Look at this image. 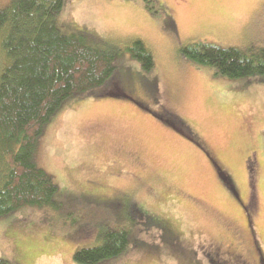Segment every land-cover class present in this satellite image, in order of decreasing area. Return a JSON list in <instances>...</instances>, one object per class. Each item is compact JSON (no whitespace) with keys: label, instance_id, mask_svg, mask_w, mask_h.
<instances>
[{"label":"rangeland","instance_id":"374dc122","mask_svg":"<svg viewBox=\"0 0 264 264\" xmlns=\"http://www.w3.org/2000/svg\"><path fill=\"white\" fill-rule=\"evenodd\" d=\"M57 22L110 39V50L140 39L154 67L121 53L131 73L122 65L117 81L129 98L99 96L100 86L60 106L35 155L58 206L0 218V260L76 264L77 249L125 231V251L101 264H235L238 254L264 264V76L230 80L180 53L200 42L264 48V0H65ZM153 80L165 114L141 82ZM213 162L241 203L254 199L251 234Z\"/></svg>","mask_w":264,"mask_h":264},{"label":"trees","instance_id":"16d2710c","mask_svg":"<svg viewBox=\"0 0 264 264\" xmlns=\"http://www.w3.org/2000/svg\"><path fill=\"white\" fill-rule=\"evenodd\" d=\"M64 3L10 0L0 10V218L25 206L57 208L58 186L37 166L35 155L46 125L67 99L87 95L100 86L105 90L99 96L129 98L117 81L122 65L125 74L131 73L127 58L119 57L121 53L136 60L145 72L154 67L152 55L140 39L122 50H110L103 44L110 39L100 34L85 29L62 32L57 16ZM180 53L185 60L210 67L215 75L230 80L264 76V48L245 52L200 42L182 47ZM141 82L154 104L159 103L156 81ZM157 108L165 114L163 107ZM153 224L163 234L164 229ZM127 246L125 231H108L100 244L77 249L73 261L101 264L118 258ZM0 264L9 263L0 260Z\"/></svg>","mask_w":264,"mask_h":264},{"label":"flooded vegetation","instance_id":"af4514ba","mask_svg":"<svg viewBox=\"0 0 264 264\" xmlns=\"http://www.w3.org/2000/svg\"><path fill=\"white\" fill-rule=\"evenodd\" d=\"M206 156H208V155L206 154ZM213 166H214V169H215V173H217L221 177V179H223V177L221 176V174L218 172L217 165L214 162H213ZM227 187H228L227 189L229 190V192L231 193V195L233 197H235L239 201V204L238 205L240 206V208L245 212L246 226H247V229H248L249 233L251 234V227H250V220H249L248 210H253V207H254V199L252 198L250 200V202L248 200H246L245 203H241V201H240L237 193L235 192V190L233 188H231L229 185ZM251 240H252V238H251ZM250 246L253 248V251H254L253 241L251 242V245ZM257 251H258V249H257ZM241 258H242V256H240L239 254L238 255H235V259H233L234 262H235V264H247Z\"/></svg>","mask_w":264,"mask_h":264}]
</instances>
